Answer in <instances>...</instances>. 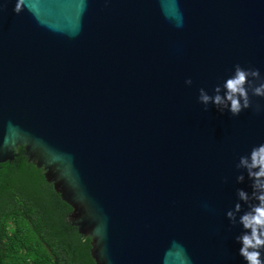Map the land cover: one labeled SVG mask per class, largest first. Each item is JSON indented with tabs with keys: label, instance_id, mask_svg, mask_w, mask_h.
<instances>
[{
	"label": "water",
	"instance_id": "obj_1",
	"mask_svg": "<svg viewBox=\"0 0 264 264\" xmlns=\"http://www.w3.org/2000/svg\"><path fill=\"white\" fill-rule=\"evenodd\" d=\"M16 2L0 0V168L23 147L96 264H246L226 213L251 192L236 164L264 143V98L233 116L198 97L236 64L264 76V0Z\"/></svg>",
	"mask_w": 264,
	"mask_h": 264
},
{
	"label": "trees",
	"instance_id": "obj_2",
	"mask_svg": "<svg viewBox=\"0 0 264 264\" xmlns=\"http://www.w3.org/2000/svg\"><path fill=\"white\" fill-rule=\"evenodd\" d=\"M0 168V264H96L72 208L20 147Z\"/></svg>",
	"mask_w": 264,
	"mask_h": 264
},
{
	"label": "clouds",
	"instance_id": "obj_3",
	"mask_svg": "<svg viewBox=\"0 0 264 264\" xmlns=\"http://www.w3.org/2000/svg\"><path fill=\"white\" fill-rule=\"evenodd\" d=\"M26 5L27 0H17L14 11L19 14ZM192 83L191 79L186 80V84ZM253 96L264 98V76L259 69L236 64L232 75L214 86L212 94L200 88L198 100L206 111L209 105H214L221 113L227 110L233 116H239L253 106ZM260 107L257 104L256 111ZM236 169L239 173L236 182L243 184L246 172L247 179L251 181V192L237 188V202L226 216L233 228L237 225L243 228L235 239L241 245L239 255L246 264H264V143L255 145L248 154L240 156Z\"/></svg>",
	"mask_w": 264,
	"mask_h": 264
}]
</instances>
